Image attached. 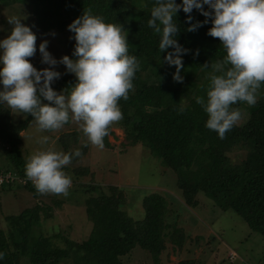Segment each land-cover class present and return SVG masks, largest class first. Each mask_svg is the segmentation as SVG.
Wrapping results in <instances>:
<instances>
[{
	"label": "trees",
	"instance_id": "obj_1",
	"mask_svg": "<svg viewBox=\"0 0 264 264\" xmlns=\"http://www.w3.org/2000/svg\"><path fill=\"white\" fill-rule=\"evenodd\" d=\"M152 4L153 0H0V9L21 5L32 14L34 26L42 35L55 31L63 40L64 35H72L66 26L83 10L90 9L107 23L122 25L126 30L128 54L140 62L127 99L118 100L123 118L117 123L124 139L130 146L142 144L148 148L162 166L173 172L186 206L196 207V196L203 194L221 210L239 215L252 232L264 238V82L257 90L254 105L240 101L232 105L240 111V119L219 138L215 131L205 127L207 116L195 102L196 96H205L207 76L211 72L210 67L204 69L201 65L211 64L225 54L219 39L206 34L210 22L195 31H186V14L178 11L175 19L180 31L176 38L189 51L182 57L183 80L174 81L175 66L163 62L159 37L147 26ZM190 15L191 22L205 19L195 9ZM74 79L72 75L60 76L50 86L58 92L70 87ZM22 115L25 118L15 125L10 111L0 105V149L3 148L10 169L24 176L21 133L32 117ZM71 136L76 137L74 133ZM103 139L104 147L110 148L107 136ZM63 147L68 152V143L63 142ZM234 150L244 151V156L233 164L229 154ZM23 188L35 197L40 195L32 186ZM115 192L112 188L111 194L87 201L86 212L92 229L80 243L63 239L59 234L34 235L31 217L38 215V207L37 212L29 209L17 217H5L10 228L7 233L0 229L3 254L0 264H123L122 258L135 247L145 250L157 264L167 238L173 248L182 247L186 239L182 229H171L164 222L168 203L162 196L153 193L145 197L144 218L134 221L121 210L124 200ZM52 238L62 239L60 243L64 247L52 242ZM178 264H196V261Z\"/></svg>",
	"mask_w": 264,
	"mask_h": 264
},
{
	"label": "clouds",
	"instance_id": "obj_2",
	"mask_svg": "<svg viewBox=\"0 0 264 264\" xmlns=\"http://www.w3.org/2000/svg\"><path fill=\"white\" fill-rule=\"evenodd\" d=\"M193 9L205 19L191 22ZM178 11L186 14V31L210 22L206 34L218 38L225 53L221 59L201 65L210 67L211 72L205 96L195 97L207 116L205 127L222 139L241 116L232 105L238 101L254 105L264 82V0H153L147 26L159 37L163 62L175 66L172 79L181 82L182 57L189 50L176 38L180 31L175 19ZM21 20L9 17L11 28L0 38V105L13 113L31 115L41 131L59 130L70 121L76 122L87 141L102 149L109 127L123 118L118 100L127 99L140 67L138 58L128 54L126 30L119 23L105 22L90 9L83 10L66 26L74 41L72 58L63 55L57 60L46 50L48 41L37 45L35 33ZM37 51L40 63L48 67L38 70L32 65L28 58ZM57 64L75 78L70 87L59 92L50 86L61 75L55 70ZM48 139L42 136L40 143ZM80 156L79 148L71 152L38 150L25 160V177L38 194L67 196L72 181L63 169Z\"/></svg>",
	"mask_w": 264,
	"mask_h": 264
},
{
	"label": "rangeland",
	"instance_id": "obj_3",
	"mask_svg": "<svg viewBox=\"0 0 264 264\" xmlns=\"http://www.w3.org/2000/svg\"><path fill=\"white\" fill-rule=\"evenodd\" d=\"M13 7L0 9V38H4L11 28L8 18L16 16L35 33L37 45L42 40L48 41L46 50L54 58L59 60L63 55L72 58L74 41L70 39L71 35H64V40L55 31L42 35L38 27L34 26L33 16L27 9L21 5ZM28 59L34 67L39 64L38 70L48 67L40 63L38 51ZM55 70L61 73L60 76L72 75L65 72L61 64H57ZM3 106L10 111L11 121L15 125L25 118ZM73 133L77 138L71 136ZM42 136L49 137L47 143H40ZM106 136L111 147L101 149L87 141L76 122L70 121L67 126L48 132L38 130L32 120L21 133L22 159L26 160L29 155L47 148L67 152L63 142L68 143V152L77 148L82 150L81 156L63 169L72 181L67 196L46 193L37 198L24 188L19 191L20 187L16 185L1 189L0 229L7 233L10 228L4 216L17 217L29 209L37 212L38 207V215L31 217V232L35 231L34 235L51 237L59 234L63 239L80 243L88 238L92 229L86 212V203L90 198L109 195L115 188V193L121 194L119 197L124 200L121 210L134 221H140L145 215L144 198L156 193L168 203L165 224L171 229L181 228L186 237L180 249L173 248L167 238L157 264H178L186 260H195L196 264H264V238L252 232L239 215L230 210H221L203 194L196 196V207L186 206L177 188L176 176L162 166L148 148L142 144L130 146L117 122L109 127ZM243 156L242 150H234L229 154L233 164L243 159ZM0 169H10L1 149ZM51 241L64 247L60 243L62 239L52 238ZM122 261L123 264H154L149 254L139 247L132 249Z\"/></svg>",
	"mask_w": 264,
	"mask_h": 264
},
{
	"label": "built area",
	"instance_id": "obj_4",
	"mask_svg": "<svg viewBox=\"0 0 264 264\" xmlns=\"http://www.w3.org/2000/svg\"><path fill=\"white\" fill-rule=\"evenodd\" d=\"M7 149V148H6ZM33 186V184L14 170L0 169V190L10 185Z\"/></svg>",
	"mask_w": 264,
	"mask_h": 264
},
{
	"label": "crops",
	"instance_id": "obj_5",
	"mask_svg": "<svg viewBox=\"0 0 264 264\" xmlns=\"http://www.w3.org/2000/svg\"><path fill=\"white\" fill-rule=\"evenodd\" d=\"M18 187H20V190H19V191H22L21 188H23V187H22V186H19V185L17 186V188H18ZM24 189H26V188H24ZM18 194H21V193H18ZM38 197H39V196H38ZM38 197H37V198H38ZM48 211H50V210L48 209ZM38 213H39V212H38ZM6 217H7V216H6ZM4 218H5V216H4ZM4 218H3V220H4ZM0 219H1V218H0Z\"/></svg>",
	"mask_w": 264,
	"mask_h": 264
}]
</instances>
